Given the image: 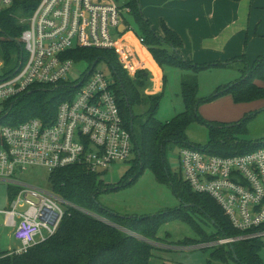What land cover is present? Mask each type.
I'll use <instances>...</instances> for the list:
<instances>
[{
  "label": "trees",
  "instance_id": "1",
  "mask_svg": "<svg viewBox=\"0 0 264 264\" xmlns=\"http://www.w3.org/2000/svg\"><path fill=\"white\" fill-rule=\"evenodd\" d=\"M123 1L130 8L129 21L133 24L136 34L144 37L157 63L187 71L181 83L185 110L170 120H160L156 113L162 94L143 97L140 87L145 82L144 70L140 71L135 79L128 76L118 59V54L112 49L76 48L67 51L65 56L73 58L77 63L87 62L91 67H95L99 61L107 60L110 64L114 78L113 89L122 116L133 134L134 163L124 178L114 186L104 181L101 177L103 172H92L82 165L59 168L48 174L47 182L52 190L110 222L80 209L68 207L56 234L23 254L4 251L1 253V264H149L154 245L124 229L160 240L158 230L171 218L191 222L200 236L180 240V245L205 244L243 234L234 228L213 197L194 191L183 174H174L171 171L168 152L170 144L173 143L181 148L191 146L210 154L229 156L253 151L264 144V139L250 142L238 138L239 134L245 132L247 121L259 110L246 115L238 122L217 123L206 120L199 112L204 101L225 94H231L236 103L262 101L264 104V55L258 56L253 63H250L245 54L226 62L197 63L186 60L180 51L183 40L176 31L162 20L161 34L144 15L139 0ZM26 3L16 1L11 8L0 13V57L8 68H14L21 58H25L20 35L27 24L20 23V19L32 13ZM234 62L244 63L241 77L235 82L220 85L215 94L206 100L199 99V72L213 67H225ZM77 88L68 81L34 84L29 91L6 103L4 112L0 114V128L2 125H16L34 117L42 118L46 123L52 122L60 103L74 94ZM135 106L145 108L136 113ZM195 122L206 123L211 127L212 139L206 146L188 141L186 130ZM146 169L152 170L158 181L172 186L181 201L178 208L147 216L122 215L98 200L103 191L134 183ZM8 191L10 199L14 198L15 189L8 187ZM193 213H200L208 218L215 230L207 232L202 229L194 220ZM209 248L213 249L211 257L224 263L233 261L236 264H264L261 256L264 241L259 236L203 247Z\"/></svg>",
  "mask_w": 264,
  "mask_h": 264
},
{
  "label": "built area",
  "instance_id": "2",
  "mask_svg": "<svg viewBox=\"0 0 264 264\" xmlns=\"http://www.w3.org/2000/svg\"><path fill=\"white\" fill-rule=\"evenodd\" d=\"M16 1L27 2L32 13L20 19L27 24L20 35L25 58L8 68L0 57V114L8 101L34 84L71 82L67 75L77 64L65 56L71 49H112L132 78L144 70L124 38L136 32L123 0H0V13ZM138 39L145 43L144 37ZM71 83L77 91L60 103L52 122L34 117L0 128V181L15 189L9 207L0 210L1 226L20 243L8 249L10 254L26 253L56 234L68 207L88 212L23 174L35 167L50 174L71 165L104 172L133 152V134L122 116L114 79L90 65L80 81ZM179 157L193 190L213 197L234 228L243 232L207 246L264 236V144L229 156L187 146Z\"/></svg>",
  "mask_w": 264,
  "mask_h": 264
},
{
  "label": "rangeland",
  "instance_id": "3",
  "mask_svg": "<svg viewBox=\"0 0 264 264\" xmlns=\"http://www.w3.org/2000/svg\"><path fill=\"white\" fill-rule=\"evenodd\" d=\"M139 1L141 8L143 9L142 0ZM129 36L132 38L134 33L129 32L124 38H128ZM142 45L145 49L148 48L146 43H143ZM138 55H140V52H138ZM249 61L250 63H253L252 60ZM223 62L225 61L223 60ZM89 67L90 64L87 62H78L77 64H74L72 70L67 75V79L75 83L80 81ZM243 67V62H234L225 67H213L200 71L198 74V98L206 100L215 94L220 85L237 81L242 75ZM96 69L103 71L110 80L114 79L112 69L107 60L99 61L96 65ZM125 72L130 76L126 70ZM144 72L147 73L148 76H146V78L144 76L143 79L145 82L140 87V92L143 97L162 94L160 106L156 113V116L160 120H170L175 115L185 110L181 83L183 77L187 74L186 70L172 65L164 64L161 66L158 63L155 64V62H150L145 65ZM138 73L133 79L137 78ZM144 108L145 107L143 106H135V112L139 113L143 111ZM263 108L264 104L262 101L236 103L231 94H225L221 97L204 101L200 105L199 112L206 120L217 123L238 122L246 115L259 110L256 115L247 121L245 132L238 135V138L240 139L256 142L264 139ZM186 134L189 142L200 146H206L212 139L211 127L206 123H192L188 126ZM180 149L181 147L173 143L169 146V166L174 174H183L179 157ZM134 157L135 156L131 154L127 160L117 161L108 170L104 171L101 177L105 182L113 186L118 184L124 178L125 174L132 168ZM23 175L24 178L31 182H35L45 187L50 186L47 183L48 173H46V170L42 167L32 168ZM98 200L103 205L114 209L122 215L147 216L161 214L174 208H178L181 205V201L174 193L172 186L169 183L158 181L154 172L150 169H146L139 178L130 185L119 189H111L101 192L98 196ZM9 203L10 196L8 184L0 181V210L8 208ZM86 210L92 215L110 222L108 219L99 216L95 212L88 209ZM193 217L205 231L212 232L215 230L213 223L204 215L193 213ZM3 218L4 215L0 213V226L3 223ZM118 227L122 228L121 226ZM124 230L154 245L153 256L151 257L149 264H210V262L211 264H236L233 261L224 263L212 258L210 253L213 249H203V247L207 246L206 243H192L181 245V249L176 248L175 245H180L178 244V241L180 240L188 237H200L192 223L181 218H171L160 226L158 230V236L161 237L160 240H154L127 229ZM8 233L9 232L4 230L3 226H1L0 254L4 251H8L10 247L14 248L20 244L15 238L10 237ZM262 238L264 241V236H262ZM261 256L264 260V248L261 251Z\"/></svg>",
  "mask_w": 264,
  "mask_h": 264
},
{
  "label": "crops",
  "instance_id": "4",
  "mask_svg": "<svg viewBox=\"0 0 264 264\" xmlns=\"http://www.w3.org/2000/svg\"><path fill=\"white\" fill-rule=\"evenodd\" d=\"M142 3L144 15L161 34L164 20L180 35L183 40L180 51L186 60L226 62L245 54L254 61L264 55V0H142ZM131 36L125 38L130 53L145 65L157 64L149 49L139 42L138 35Z\"/></svg>",
  "mask_w": 264,
  "mask_h": 264
},
{
  "label": "water",
  "instance_id": "5",
  "mask_svg": "<svg viewBox=\"0 0 264 264\" xmlns=\"http://www.w3.org/2000/svg\"><path fill=\"white\" fill-rule=\"evenodd\" d=\"M125 27H126L125 24H122L121 25V30L124 31L125 30Z\"/></svg>",
  "mask_w": 264,
  "mask_h": 264
}]
</instances>
